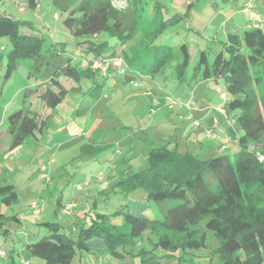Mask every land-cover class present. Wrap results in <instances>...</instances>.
<instances>
[{
	"label": "rangeland",
	"instance_id": "rangeland-1",
	"mask_svg": "<svg viewBox=\"0 0 264 264\" xmlns=\"http://www.w3.org/2000/svg\"><path fill=\"white\" fill-rule=\"evenodd\" d=\"M66 1L72 6L77 3L76 0ZM247 1L142 0L136 36L125 50L141 52L160 21H172L164 26V31L155 38L154 43H186L191 66L202 48L208 51L210 57L213 55V46L216 44L211 41L213 37L223 39L225 32L242 31L239 23L247 20L254 8L243 13H237L236 10L240 6L244 7ZM253 2L254 5L257 4V0ZM0 10L5 11L6 15L30 21L32 29L27 26L23 29L41 36V54L50 56L55 51L54 44L65 47L63 55L71 56L78 46L79 35L95 31L102 21V13L94 12L69 30L64 25L67 12L54 0H37L34 9L25 7L23 1L3 0L0 1ZM261 13H264V9ZM72 14L77 19L81 17L79 11L75 10ZM7 43L6 38H0V45ZM87 56L91 57V54L88 53ZM33 62V58L21 59L9 71L6 60H0V134L7 129L8 114L20 106L24 96L30 101L37 99L38 96L29 91V88H55L53 81L49 80L36 86L39 81L46 80L41 75L46 68L42 65L38 72L34 67L38 65ZM174 63L176 62L172 61L153 78L149 76L150 82L152 79L157 82L156 85L149 83L152 87L150 89L149 86V90L162 96L164 100L170 94L179 104L187 103L189 107L184 104L169 107L167 103L163 105L157 99L151 102V96L143 92L144 86L148 84L138 77L133 79L137 81V86L120 75L108 77V83L103 85L100 93L97 90L88 92L91 81L82 78L81 89H71L66 93L62 101L53 108L55 113L49 117L47 126L40 132L37 130V138L27 136L19 147L6 154L0 153L3 177H12L18 187V202L1 208L5 214L21 218V221H5L3 227L8 229L5 235H1L0 229V264H21L24 261L27 264H143L141 249H150L152 245L146 239L147 232L133 246H127L121 257L114 258L100 251H77L68 263H47L30 256L24 247L27 242L36 241L48 233L39 224L43 221L58 222L60 231L75 238L80 225L84 222L87 224L95 212L110 214V221L122 228L125 226L123 216L117 211L127 205H149L145 214L162 218L166 204L157 206L154 202H147L144 189L137 187L128 190L124 187L125 182H119L134 170L146 167L145 153L153 146L166 144L180 150L190 149L201 153L200 156H213L216 152L233 155L238 150L235 139L228 135L232 130L237 134L241 132L236 120L237 109L224 103L222 107L217 89L212 90L204 84L198 87L192 83L190 86L178 81L172 70ZM30 65L37 76L29 77ZM252 70L253 74L260 75L258 83L254 84L257 103L252 117L260 115L263 128L248 146L264 148V68L262 64H257ZM59 78L65 87H70L72 81L74 83L64 73L58 75L57 79ZM28 104L24 103V108ZM39 104L36 111L42 109L43 103ZM194 120L198 123H194ZM253 122L256 123L254 119ZM87 144L90 149L95 147L99 150L80 155L82 146ZM260 154L263 157L259 156L258 160L264 161V151ZM123 156L129 159L131 171L126 169V164L120 163ZM117 170L125 172L119 174ZM41 173L47 174L52 179L51 182L40 180ZM3 181L1 179L0 183ZM103 188L104 193H99ZM30 199L37 202L36 207L43 206L39 214H34L33 209L28 207ZM68 203L72 204L70 213L64 210ZM178 237V234L173 236L174 240ZM206 237L207 245L195 250V254L207 255L214 250L216 239L210 235ZM155 238L150 235L151 240L155 241ZM179 253L176 250L171 256L175 258ZM184 255L188 257L189 253L184 252ZM195 259L200 264H206L205 260L202 261L204 257ZM167 260V255L159 258L161 264Z\"/></svg>",
	"mask_w": 264,
	"mask_h": 264
},
{
	"label": "trees",
	"instance_id": "trees-1",
	"mask_svg": "<svg viewBox=\"0 0 264 264\" xmlns=\"http://www.w3.org/2000/svg\"><path fill=\"white\" fill-rule=\"evenodd\" d=\"M54 1L67 12L64 25L69 30L92 13H102V21L95 31L79 35L78 46L71 56L63 55L65 47L58 44H54L55 51L51 53L52 56L66 57L61 73L75 80L77 89H81L82 78L91 81L88 92L97 90L98 93L108 77L120 75L129 81L144 76L153 78L175 61L172 70L178 81L190 86L204 81L221 87L220 105L224 103L237 109L236 120L241 132L237 134L232 130L228 134L238 146L233 155L216 152L213 156H200L201 153L190 149L180 150L166 144L146 151V167L134 170L119 182H125L124 187L128 190L144 189L147 202H154L157 206L166 204L162 218L145 214L149 205L135 203L117 211L123 216L125 226L122 228L110 221V214L95 212L87 224L80 225L75 238L60 231L58 222L43 221L39 224L48 233L25 244L29 255L47 263H68L77 251H100L113 258L121 257L127 246H133L147 232L146 239L152 245L150 249H141L143 264H161L159 258L166 255L169 260L164 264H200L196 257H204L202 261L205 260L206 264H212L214 257L213 264H264V161L258 160L264 148L248 146L263 128L260 115L252 117L257 103L254 84L260 79L259 74H253L252 68L257 64L264 68V20L254 19L241 32H228L223 39L213 37L211 41L216 43L213 55L210 57L202 48L190 66L186 43H154L164 31V26L172 21L161 20L141 52L125 50L136 36L142 0H76L75 6L66 0ZM23 2L31 9L37 5V0ZM75 10L81 12L79 19L72 14ZM26 26L32 29L30 21L0 13V38L8 40L7 44L0 45V60H6L9 71L21 59L37 60L44 56L41 54L42 37L31 30L25 31L23 27ZM88 53L91 57L87 56ZM118 55L129 69L126 74L119 73L112 66L102 74L100 69L91 66L95 57L113 58ZM70 90L60 87L55 92L47 87L38 95L53 109ZM25 101L24 96L22 104L7 116L10 148L18 146L36 130L40 132L53 115L50 113L38 120L29 113L28 107L24 108ZM163 101L167 102L166 99ZM81 149L80 155L99 150L95 147L90 149L88 144ZM128 161L123 156L120 163L126 164V169L131 171ZM124 172L117 170L119 174ZM104 189L99 193H104ZM108 190L116 192L112 188ZM16 202L18 193L14 185L0 184V228L4 232L5 221L18 218L5 214L1 206ZM177 234L179 237L174 240L173 236ZM150 235L156 237L155 241L150 239ZM207 235L216 239L214 250L207 255L195 254V250L207 245ZM176 250L180 253L174 258L171 255ZM184 252L189 256L184 257Z\"/></svg>",
	"mask_w": 264,
	"mask_h": 264
},
{
	"label": "crops",
	"instance_id": "crops-1",
	"mask_svg": "<svg viewBox=\"0 0 264 264\" xmlns=\"http://www.w3.org/2000/svg\"><path fill=\"white\" fill-rule=\"evenodd\" d=\"M16 1V0H15ZM20 2H22L23 0H19ZM254 0H248L247 2H245V4H244V7H242V6H240L239 8H237V10H236V12L237 13H243V12H246L247 11V8L245 7V5H247L248 3H250L251 5H250V8H254L253 10H254V12H256V14H258L259 15V18L260 19H262V20H264V17H263V14L261 13L262 12V10L264 9V0H257V4H255L254 5V2H253ZM37 6V5H36ZM35 8V7H34ZM33 8V9H34ZM261 10V11H260ZM1 12H5V11H2V10H0V13ZM248 13V12H247ZM2 14V13H1ZM252 17L249 15V17L247 18V20H243V21H241L239 24L240 25H238V26H240V27H242V28H244V27H247V25H248V23H250V22H253V18L251 19ZM264 26V25H263ZM25 30V29H24ZM243 30V29H242ZM26 31V30H25ZM28 31V30H27ZM226 33H228V32H225V34H224V37H225V35H226ZM65 59H66V57L65 56H63V55H61V56H50V55H44V56H41V57H39V58H37V60H34V62L33 63H35L36 65H38V67L37 66H34L36 69L35 70H37L38 69V72L40 71V68L39 67H41L42 65L46 68V71H44V72H42V76L46 79V80H44V81H39L38 83H36V86H40V85H42L43 83H46L48 80L49 81H53V83H54V86H55V88H50L51 90H53V91H55V92H57L58 90H59V88L60 87H63V88H65V89H74V88H76L77 86H78V83L74 80V83H73V81H72V85L70 86V87H65L59 80H60V78L59 79H57V77H58V75H60V73H61V68H62V66H64V61H65ZM34 65V64H33ZM40 65V66H39ZM29 70H28V74H29V77H35V76H37L35 73H34V71L32 72V65H30V67L28 68ZM55 75H57V77L56 78H53V77H55ZM67 76V75H66ZM67 77H69V76H67ZM149 79V77L148 76H144V78H142V81L143 82H145V83H147L148 85H146V86H144V90H143V92L145 93V95H147V96H151V102L152 101H154V99H157L161 104H166V103H164V99H163V97L162 96H160V95H157L156 93L155 94H153L150 90H149V86L150 85H152V84H157V82H154V80L152 79L151 80V82L148 80ZM72 80V79H71ZM99 80L101 81V78H99ZM105 81V83H108V79L106 80H104ZM149 83H150V85H149ZM202 84H204L205 86H210L211 87V89L212 90H215V89H217L218 90V92H219V94H220V96H222L223 95V93L221 92V87L220 86H215V85H213V84H211V83H209V82H204V81H201V82H199L198 84H196L197 86L199 85V86H201ZM198 86V87H199ZM49 88V87H48ZM152 87L150 86V89H151ZM29 91H31V92H35V94L38 96L37 97V99H34V100H32V101H30V100H28L29 98H27L26 97V101H25V103H29L28 104V111H29V113L30 114H33V115H35L36 116V118L38 119V120H42V119H44L48 114H54L55 112H54V109H52L51 107H49L47 104H46V102H45V100L42 98V97H40L38 94H39V92H41L43 89H39V88H36V89H34V90H32V89H28ZM151 92V93H150ZM43 103V106H42V109H39L38 111H36L35 110V108H36V106H38L39 107V103ZM21 104H22V102H21ZM20 104V105H21ZM188 116V115H187ZM43 130V129H42ZM42 130H40V131H42ZM39 131V130H38ZM37 130L35 131V133L33 134V135H30V137H32V138H37ZM2 140H4V141H2ZM10 141H11V137H10V135H9V132H8V130L6 129L4 132H2V134H0V153H4V154H6L7 152H11L13 149H15V148H17V147H19L20 146V144L24 141H22L18 146H16V147H14V148H10ZM3 170H2V168L0 167V180L1 179H4V181L3 182H1L0 184H2V183H10V184H13L14 185V187H15V189H16V191H18V187H17V183H16V181L11 177V178H6V177H3ZM39 178H40V180L41 179H46V183H48V182H51V178L50 177H48V175L47 174H44V173H41L40 175H39ZM39 196V198L41 197V195H38ZM59 199H60V197L59 198H57V202L59 203ZM35 200H33V199H30V201H29V203H28V207H30V208H32L33 210V213L34 214H39L42 210H36V208H38V207H36L37 206V202H34ZM31 202V203H30ZM33 204H35V207H33L34 205ZM42 209H43V206L41 207ZM17 216V215H16ZM17 218H18V221H21V218L19 217V216H17ZM12 219H14V220H17V219H15V218H12ZM5 229H6V231L4 232L3 230H1V235H5L6 233H7V231H8V229L6 228V227H4ZM1 229V228H0ZM25 262V261H24ZM21 264H23V263H21Z\"/></svg>",
	"mask_w": 264,
	"mask_h": 264
},
{
	"label": "built area",
	"instance_id": "built-area-1",
	"mask_svg": "<svg viewBox=\"0 0 264 264\" xmlns=\"http://www.w3.org/2000/svg\"><path fill=\"white\" fill-rule=\"evenodd\" d=\"M250 3H248L247 4V10L250 8ZM250 16L253 18V19H256V20H260V18H259V15L258 14H256V12H254V11H250ZM91 66L93 67V68H98V69H100V71H101V73L102 74H106L107 73V70H108V68H109V66H112V67H115V68H117L118 70H119V73H121V74H126L127 72H128V67H127V65H126V63L123 61V59H122V57L121 56H116V57H113V58H107V57H104V58H101V57H95L94 58V60L92 61V64H91ZM134 79H136V78H134ZM132 83L135 85V86H137V81H134L133 79H132ZM166 100H167V105L169 106V107H172L173 105H175V104H179L178 102H177V100L172 96V95H167V98H166ZM184 103H180L179 105H183ZM185 105V104H184ZM185 106H187V107H189V105L186 103V105ZM194 123H198L196 120H194L193 121ZM210 133L208 132L207 133V135H209ZM259 156L260 157H263L261 154H259ZM34 206L33 207H35V204H33ZM71 208H72V204L71 203H68V204H66L65 206H64V210L66 211V213H70V210H71ZM36 210L38 211V210H42V208L41 207H38V208H36ZM1 253H3L4 254V252L3 251H1ZM23 263H25V264H27L28 262H23Z\"/></svg>",
	"mask_w": 264,
	"mask_h": 264
}]
</instances>
